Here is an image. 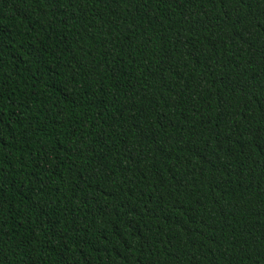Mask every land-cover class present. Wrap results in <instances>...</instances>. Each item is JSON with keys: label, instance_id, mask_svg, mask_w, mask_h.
<instances>
[{"label": "trees", "instance_id": "obj_1", "mask_svg": "<svg viewBox=\"0 0 264 264\" xmlns=\"http://www.w3.org/2000/svg\"><path fill=\"white\" fill-rule=\"evenodd\" d=\"M0 264H264V0H0Z\"/></svg>", "mask_w": 264, "mask_h": 264}]
</instances>
